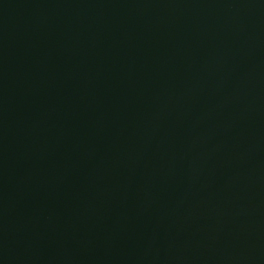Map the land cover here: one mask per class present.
<instances>
[{
  "label": "water",
  "instance_id": "95a60500",
  "mask_svg": "<svg viewBox=\"0 0 264 264\" xmlns=\"http://www.w3.org/2000/svg\"><path fill=\"white\" fill-rule=\"evenodd\" d=\"M0 264H264V0H0Z\"/></svg>",
  "mask_w": 264,
  "mask_h": 264
}]
</instances>
